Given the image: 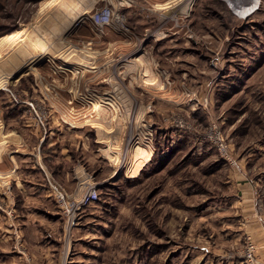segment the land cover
Instances as JSON below:
<instances>
[{"label": "rangeland", "instance_id": "1", "mask_svg": "<svg viewBox=\"0 0 264 264\" xmlns=\"http://www.w3.org/2000/svg\"><path fill=\"white\" fill-rule=\"evenodd\" d=\"M44 1L0 0V39L30 35L0 71V150L54 131L84 144L72 160L86 174L67 186L35 167L51 212L30 204L38 228L27 234L44 238L51 264H221L234 230V212L220 209L234 197L229 175L240 165L264 175V0ZM251 244L255 255L251 239L239 244L246 261Z\"/></svg>", "mask_w": 264, "mask_h": 264}, {"label": "crops", "instance_id": "2", "mask_svg": "<svg viewBox=\"0 0 264 264\" xmlns=\"http://www.w3.org/2000/svg\"><path fill=\"white\" fill-rule=\"evenodd\" d=\"M92 105L87 110H91ZM87 110H85L84 115ZM73 126L74 128L79 126L78 128L81 129L84 125L75 123ZM57 130L60 129L57 128ZM53 132L43 135L34 148L27 144L23 147L17 145L23 140L21 136H18V139L13 141L12 149L6 152L3 151V153H1L2 149L0 150V185L3 182L2 178L13 176L9 181L10 185L2 191V195H5L4 200L6 201V196L9 195V192L15 193L18 209L21 212L16 216L21 218L22 229H26L25 236H23L22 240L20 239V242L13 239L10 229L16 227V222L19 219L13 220L11 216L6 214L5 208L9 206V203L7 204L5 201L3 203V198L0 197V205L3 206V208L0 207V264H41L39 260L44 263L45 257H49L47 264H51L54 261L52 259L55 258L53 257L54 253H51L49 248H44L43 246L44 238L41 239L33 230H30L29 234H27L28 229L38 228L34 226L35 223L28 220L27 213L32 207L30 204L34 203L38 211L47 210V212H51V206L48 204L50 200L44 197L42 193L39 173L35 171V167L38 168V164H40L46 169L49 168L67 186L76 180L82 186L85 182L86 172L84 168L77 166L72 160V153H76L78 147L83 149L84 144L79 142L70 146L63 144L62 140L58 139V136L53 137ZM34 149L39 151V157L30 161ZM72 168L74 170L73 175L70 174ZM12 170L15 172L13 173ZM229 180L234 189L231 188V192H234L232 193L234 197L228 207L223 204L220 209L222 214L225 211L234 212L235 214L230 215L231 228L234 230H229V232L231 233V246H234L236 250L233 252L230 251L232 247L231 249L227 247L230 249L229 255L226 260L222 259L223 262L221 264H264V175L254 177L247 173L244 166L242 168L240 165L235 171V175H229ZM0 188L3 187L0 186ZM54 216L56 217L55 214ZM53 219L55 218L51 220ZM233 224L235 228L232 227ZM45 226L50 225L41 224L39 228H44ZM44 237L49 239L50 242H55L51 232L44 235ZM247 238L251 239L256 245L255 258L251 263L244 260L243 248L239 245L240 243H245ZM42 255H44V258H42Z\"/></svg>", "mask_w": 264, "mask_h": 264}, {"label": "bare ground", "instance_id": "3", "mask_svg": "<svg viewBox=\"0 0 264 264\" xmlns=\"http://www.w3.org/2000/svg\"><path fill=\"white\" fill-rule=\"evenodd\" d=\"M52 0H47L41 3V9L44 10L47 6L51 5ZM80 1V0H79ZM79 10V9H78ZM82 11V10H81ZM82 18V17H81ZM50 22V21H49ZM53 22V21H51ZM29 36L27 33H25L24 30H18L16 32L6 34L0 39V71H2L5 68V65L8 64L12 59L11 57L13 54L18 52L20 49L27 47L29 45ZM16 41V42H15ZM14 42V43H13ZM8 46H14L15 49H12V51L6 55V52L2 55V52L4 49H6ZM23 50V49H22ZM20 52V51H19ZM17 54V53H16ZM4 56V57H3ZM10 58V59H9ZM9 59V60H8ZM6 71V70H5ZM2 73V72H1ZM4 76V75H3ZM3 81V79H0V82ZM3 85V84H2ZM106 102V101H101ZM102 106V103L96 102L93 103L92 110L96 111ZM100 120V119H99ZM136 124V123H135ZM96 126V125H95ZM100 126V125H99ZM107 128V127H106ZM137 128V127H136Z\"/></svg>", "mask_w": 264, "mask_h": 264}, {"label": "built area", "instance_id": "4", "mask_svg": "<svg viewBox=\"0 0 264 264\" xmlns=\"http://www.w3.org/2000/svg\"><path fill=\"white\" fill-rule=\"evenodd\" d=\"M99 20H103V18L99 17ZM97 22H98V21H97ZM98 23H100V22H98ZM220 147L223 148V144H222V142H221ZM56 186H57V189L55 190V192H56V197H57V199H58V202H59L60 204L64 205V206L68 207L67 204H66L65 195H64V193L62 192L61 187H60V185L58 184V182L56 183ZM91 194H92V195L94 194L93 197H96V196H95V192H93V193H91ZM91 194H89V195L87 196V200H89V199L92 197ZM253 249H254V246H253L252 244L249 245V247H248V251H247V253H246V259H247V261H249V262H252V261L254 260V258H255V255L252 253V250H253Z\"/></svg>", "mask_w": 264, "mask_h": 264}]
</instances>
